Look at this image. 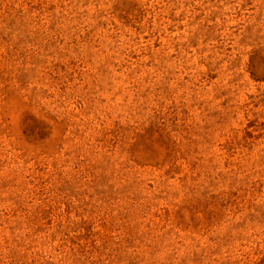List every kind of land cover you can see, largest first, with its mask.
I'll list each match as a JSON object with an SVG mask.
<instances>
[{"label": "rangeland", "instance_id": "obj_1", "mask_svg": "<svg viewBox=\"0 0 264 264\" xmlns=\"http://www.w3.org/2000/svg\"><path fill=\"white\" fill-rule=\"evenodd\" d=\"M0 264H264V0H0Z\"/></svg>", "mask_w": 264, "mask_h": 264}]
</instances>
